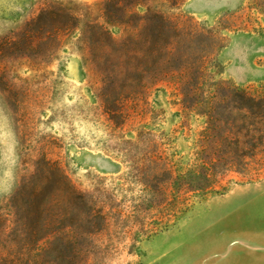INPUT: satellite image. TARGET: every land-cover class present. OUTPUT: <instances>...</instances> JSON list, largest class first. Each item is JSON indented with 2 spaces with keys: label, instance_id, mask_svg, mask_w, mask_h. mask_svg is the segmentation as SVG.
<instances>
[{
  "label": "rangeland",
  "instance_id": "1",
  "mask_svg": "<svg viewBox=\"0 0 264 264\" xmlns=\"http://www.w3.org/2000/svg\"><path fill=\"white\" fill-rule=\"evenodd\" d=\"M106 1L0 0L5 231L10 198L27 182L47 199L57 232L39 243L46 259L59 251L74 252L76 264H264V163L201 165L236 129L234 90L264 96V0H112L109 22ZM48 4L76 18L51 54L44 41L27 48L14 35ZM90 24L108 30L112 48L126 40L139 50L130 63L142 66V50L152 56L144 77L110 78L112 99L128 84L138 89L113 118L106 106L119 103L102 101L108 77L93 60L107 54ZM111 51L105 64L115 68ZM194 169L207 179H191ZM61 173L86 206L45 179Z\"/></svg>",
  "mask_w": 264,
  "mask_h": 264
},
{
  "label": "trees",
  "instance_id": "2",
  "mask_svg": "<svg viewBox=\"0 0 264 264\" xmlns=\"http://www.w3.org/2000/svg\"><path fill=\"white\" fill-rule=\"evenodd\" d=\"M111 7L114 8L115 5L112 4V0H107L104 10L106 21L108 22L114 19L111 16L113 15L111 14ZM45 19L47 20V26L38 29V24L44 22ZM75 19V16L63 6L48 4L34 19L28 21L14 35L22 38L27 48L33 47L39 41H44L48 49L47 54H51L52 50H49L52 49L51 43H56L59 40L58 34L60 32L73 28L75 26ZM88 27L94 29V32L99 34V46L103 49V54H107L106 56L111 58L113 54L111 49H115L117 52L113 56L118 60L115 63V68H108L106 66V56H96L93 60V63H96L95 65L102 66L100 71L103 73L104 78L108 77L106 93L101 95L102 101L110 105L119 103L118 107L112 109L110 106H106V112L110 118H113L114 115L120 113L121 101L129 95L136 94L138 89L136 88L137 85L128 84V90L125 93L123 91L118 92L117 98L113 97L112 99V93L116 91L117 83L116 81H112V85L109 84L111 82L110 78L113 74L115 78L118 73V78L128 77L127 79H130V72H135L137 75L139 74V77H144L151 71L145 64L148 63L147 61L152 56L147 54L145 50H142L145 56L142 66L141 64L140 66L132 64L128 58H135V55L137 56L140 53L139 50L134 51L130 45L126 44V40L120 42L116 48H112L111 44H113V41L104 26L90 24ZM7 42H10L9 38L5 39V44ZM234 94L236 100L233 108L240 114L238 124L234 132H230L228 129L218 137L219 140L216 143L217 150H212L209 158L201 159V165L207 170L220 164L235 168L244 167L247 157L255 158L260 164L264 163V96H251L241 89H235ZM105 96L111 99L107 100ZM224 142L227 144L226 149L218 146ZM163 170H166V167ZM191 175V179H207L208 172H203L200 175V172L194 169L191 171ZM61 177L45 179L47 182L51 180L52 183H55L56 187L54 191L67 190L69 193L68 202L70 204L86 206L84 196L72 186L63 173H61ZM176 183L179 185L181 182L176 181ZM39 189V186L36 188L28 187L27 182L20 183L9 201L10 216L13 223L10 231H5V221L8 219L9 212L7 215L5 214L6 218L0 214V264H76L72 260L74 252L65 259L59 251H55L51 256L52 259H46L45 252H48L49 247L39 250V243L41 241L46 239L48 235L57 233L55 229H51V220L46 218L47 199L40 196L41 191ZM54 204L55 209H59L60 201L55 199ZM54 219L56 220V215ZM52 251H54L53 248Z\"/></svg>",
  "mask_w": 264,
  "mask_h": 264
}]
</instances>
